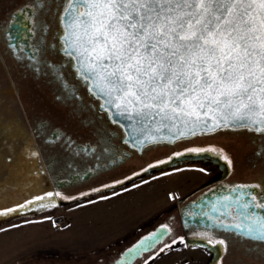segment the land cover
Wrapping results in <instances>:
<instances>
[{
	"label": "flooded vegetation",
	"instance_id": "flooded-vegetation-1",
	"mask_svg": "<svg viewBox=\"0 0 264 264\" xmlns=\"http://www.w3.org/2000/svg\"><path fill=\"white\" fill-rule=\"evenodd\" d=\"M63 2L0 0V212L48 192L62 194L35 201L36 215L0 226L58 213L49 219L56 226L64 221L62 210L139 179L195 166L199 175L111 239L88 246L39 247L6 264H155L167 254L188 255L190 250L203 264H264V242L241 238L235 229L217 223V218L232 224L251 213L264 215V209L241 208L232 191L237 185L260 184L247 191L264 202V134L225 128L173 141L132 142L110 110L101 109L103 100L89 91L91 82L78 74L77 62L64 51ZM190 148L217 151L187 152ZM177 152L184 155L174 156ZM51 200L55 207H39ZM205 232L207 237L201 235ZM146 237L147 249L130 260L129 249ZM208 238L222 239L225 245H210ZM173 240L175 245L160 251Z\"/></svg>",
	"mask_w": 264,
	"mask_h": 264
},
{
	"label": "snow or ice",
	"instance_id": "snow-or-ice-1",
	"mask_svg": "<svg viewBox=\"0 0 264 264\" xmlns=\"http://www.w3.org/2000/svg\"><path fill=\"white\" fill-rule=\"evenodd\" d=\"M60 21L64 51L77 62L76 71L93 85L90 92L105 98L101 109H114V122L119 118L131 122L133 134L149 128L169 132L145 137L150 143L195 136L198 129L264 134V0H64ZM136 143L142 145L144 140ZM222 158L232 165L227 155ZM260 187H233L236 203L243 209H264V202L247 191ZM61 195L36 196L0 216ZM243 197L248 199L241 202ZM55 206L54 200L39 205L41 209ZM217 223L235 229L241 238L264 242V215L251 213L232 224L217 218ZM179 241L184 243V238ZM176 243L173 240L160 251ZM207 243L225 245L222 239L208 238Z\"/></svg>",
	"mask_w": 264,
	"mask_h": 264
},
{
	"label": "rangeland",
	"instance_id": "rangeland-1",
	"mask_svg": "<svg viewBox=\"0 0 264 264\" xmlns=\"http://www.w3.org/2000/svg\"><path fill=\"white\" fill-rule=\"evenodd\" d=\"M192 167L165 171L132 184L88 198L62 210L64 221L51 224L46 218L23 219L0 226V264L25 251L52 244L93 245L124 232L133 222L159 207L167 196L182 192L198 176ZM107 197V199H101ZM188 251V250H187ZM173 252L155 264H203V258ZM187 255V257H186Z\"/></svg>",
	"mask_w": 264,
	"mask_h": 264
},
{
	"label": "water",
	"instance_id": "water-1",
	"mask_svg": "<svg viewBox=\"0 0 264 264\" xmlns=\"http://www.w3.org/2000/svg\"><path fill=\"white\" fill-rule=\"evenodd\" d=\"M93 87V85H91V88ZM97 96H99L102 100H103V103L105 102V98L103 96H101L100 94H96ZM110 112H111V116L114 120H117V118L115 117L114 115V112L115 110L114 109H109ZM121 125H123V129L124 131L126 132V135H127V138L129 140H131L132 142L136 143L137 140H144V143H148L149 140L148 139H145V137H151V136H168L169 135V132L166 130V129H161V131L159 133H157L154 128H149V129H145L143 132L141 131H137L135 132L134 134L131 132V129L128 127V125L131 123L129 121H127L126 119L124 118H119L118 121ZM136 128H140L141 125L137 124L135 125ZM175 131V130H174ZM197 132H203L201 130H197ZM178 134V133H177ZM190 134H186V136H188ZM185 136V137H186ZM158 141H163V140H158ZM166 141H169V140H166ZM143 143V144H144ZM138 144V143H136ZM129 182H124L123 185H127ZM23 204H26L23 203ZM18 206V205H17ZM17 206H14L12 208H15ZM38 207L37 203L35 202L34 204L32 205H27V207H25L24 209H19L18 211L14 212V213H11V214H8V215H3V216H0V223H3V222H6V221H10V220H13V219H16V218H19V217H24V216H33V215H36L38 212L36 210V208ZM2 212V211H1ZM130 233V230L129 231H126L123 235H121L120 237L122 236H126ZM153 235V234H151ZM146 238H149L150 237H146ZM149 239H142L132 250H133V254L132 256L130 257V260H132L140 251H143L147 248L144 247L145 244L149 243ZM135 251V252H134ZM129 252V251H128ZM129 260V261H130ZM150 264V263H148ZM207 264H210V262H207Z\"/></svg>",
	"mask_w": 264,
	"mask_h": 264
},
{
	"label": "crops",
	"instance_id": "crops-1",
	"mask_svg": "<svg viewBox=\"0 0 264 264\" xmlns=\"http://www.w3.org/2000/svg\"><path fill=\"white\" fill-rule=\"evenodd\" d=\"M196 264H198V263H196Z\"/></svg>",
	"mask_w": 264,
	"mask_h": 264
}]
</instances>
